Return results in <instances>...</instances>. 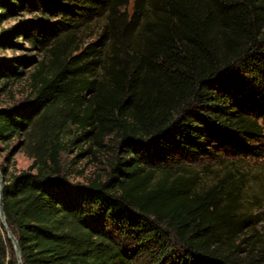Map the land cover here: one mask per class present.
<instances>
[{
    "label": "trees",
    "instance_id": "1",
    "mask_svg": "<svg viewBox=\"0 0 264 264\" xmlns=\"http://www.w3.org/2000/svg\"><path fill=\"white\" fill-rule=\"evenodd\" d=\"M0 102L23 264H264L244 178L193 166L264 157V0H0ZM107 149L105 177L72 179L66 154Z\"/></svg>",
    "mask_w": 264,
    "mask_h": 264
},
{
    "label": "rangeland",
    "instance_id": "2",
    "mask_svg": "<svg viewBox=\"0 0 264 264\" xmlns=\"http://www.w3.org/2000/svg\"><path fill=\"white\" fill-rule=\"evenodd\" d=\"M12 24H15V21L8 22L5 26L8 27ZM91 40L93 39H89L88 41ZM1 55L12 57L14 53L11 51L2 52ZM17 55L21 54L18 53ZM43 60L47 61L48 58L44 59L41 56L40 61ZM50 61L51 58H49L48 62ZM27 87V82L22 81L18 83L12 90L15 95V98L13 99L20 100L27 91ZM13 101L14 100L10 102L5 99V103H12ZM109 143L112 145L113 141L111 140ZM259 146L264 150V137L259 143ZM75 155L76 152L73 150L71 153L64 156L65 163L68 166H71L70 172L74 181L86 183L98 176L105 177L107 175V166L111 158L110 149L101 152L97 157L88 156L87 158L77 159L74 162H71ZM14 162L16 168L20 170L27 169L32 163L25 152L18 153L14 158ZM193 166L203 175L202 182L206 186H209L215 179L225 174H231L233 178H244L243 197L245 201V209L248 213L253 214V216H258L259 221H262L261 226L264 227V157L261 159H237L228 155H223L221 159H202L194 162Z\"/></svg>",
    "mask_w": 264,
    "mask_h": 264
},
{
    "label": "water",
    "instance_id": "3",
    "mask_svg": "<svg viewBox=\"0 0 264 264\" xmlns=\"http://www.w3.org/2000/svg\"><path fill=\"white\" fill-rule=\"evenodd\" d=\"M0 222L3 225V227L5 228L9 239L12 241L18 263L23 264L22 263V252H21V247L19 245V241L14 236V234L12 233L11 229L9 228V226L7 224V218H6V214H5V210H4L3 177H2L1 171H0Z\"/></svg>",
    "mask_w": 264,
    "mask_h": 264
}]
</instances>
